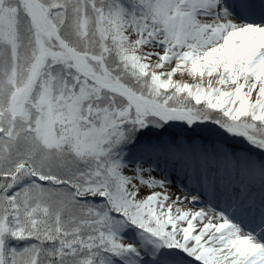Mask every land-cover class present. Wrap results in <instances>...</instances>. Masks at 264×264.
Instances as JSON below:
<instances>
[{"label": "snow or ice", "instance_id": "obj_1", "mask_svg": "<svg viewBox=\"0 0 264 264\" xmlns=\"http://www.w3.org/2000/svg\"><path fill=\"white\" fill-rule=\"evenodd\" d=\"M0 264H264V0H0Z\"/></svg>", "mask_w": 264, "mask_h": 264}]
</instances>
